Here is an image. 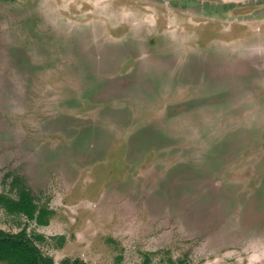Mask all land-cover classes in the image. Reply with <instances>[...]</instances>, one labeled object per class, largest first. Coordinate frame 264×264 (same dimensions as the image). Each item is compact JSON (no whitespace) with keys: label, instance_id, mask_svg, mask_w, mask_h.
<instances>
[{"label":"rangeland","instance_id":"rangeland-1","mask_svg":"<svg viewBox=\"0 0 264 264\" xmlns=\"http://www.w3.org/2000/svg\"><path fill=\"white\" fill-rule=\"evenodd\" d=\"M23 189L47 224L0 205V230L54 264H264V0H0Z\"/></svg>","mask_w":264,"mask_h":264},{"label":"trees","instance_id":"trees-1","mask_svg":"<svg viewBox=\"0 0 264 264\" xmlns=\"http://www.w3.org/2000/svg\"><path fill=\"white\" fill-rule=\"evenodd\" d=\"M0 205L11 213L23 212L28 218L36 219L39 224H47L45 217L49 211L39 208L27 190L23 189L17 199L0 194ZM0 261L7 264H54L52 258L41 254L34 242L26 236L25 231L10 234L0 230ZM60 264H85V262L79 259L73 261L65 259Z\"/></svg>","mask_w":264,"mask_h":264}]
</instances>
